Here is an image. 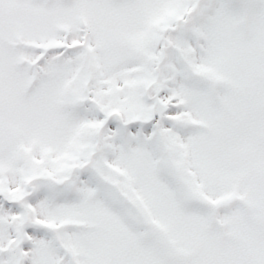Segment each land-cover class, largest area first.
I'll list each match as a JSON object with an SVG mask.
<instances>
[{
	"label": "snow or ice",
	"instance_id": "1",
	"mask_svg": "<svg viewBox=\"0 0 264 264\" xmlns=\"http://www.w3.org/2000/svg\"><path fill=\"white\" fill-rule=\"evenodd\" d=\"M0 264H264V0H0Z\"/></svg>",
	"mask_w": 264,
	"mask_h": 264
}]
</instances>
